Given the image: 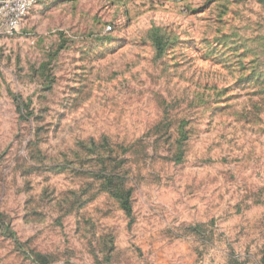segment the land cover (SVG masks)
<instances>
[{"label":"rangeland","instance_id":"1","mask_svg":"<svg viewBox=\"0 0 264 264\" xmlns=\"http://www.w3.org/2000/svg\"><path fill=\"white\" fill-rule=\"evenodd\" d=\"M0 216V264H264V0H37Z\"/></svg>","mask_w":264,"mask_h":264},{"label":"built area","instance_id":"2","mask_svg":"<svg viewBox=\"0 0 264 264\" xmlns=\"http://www.w3.org/2000/svg\"><path fill=\"white\" fill-rule=\"evenodd\" d=\"M36 2L37 0H0V36L19 33L25 17Z\"/></svg>","mask_w":264,"mask_h":264},{"label":"trees","instance_id":"3","mask_svg":"<svg viewBox=\"0 0 264 264\" xmlns=\"http://www.w3.org/2000/svg\"><path fill=\"white\" fill-rule=\"evenodd\" d=\"M110 27H112V26H110ZM127 206V205H126ZM125 206V207H126ZM127 209H128V207H126ZM1 217V216H0ZM0 227L2 228V230H4L5 228H7L8 227V225L6 224V222L5 221H3L2 219H0ZM40 258V255H36L35 256V262L36 263H38V264H47V263H45V260L44 259H42V260H40L39 259Z\"/></svg>","mask_w":264,"mask_h":264}]
</instances>
